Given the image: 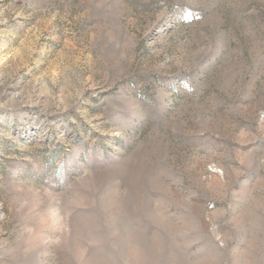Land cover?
Segmentation results:
<instances>
[{"label":"rangeland","instance_id":"obj_1","mask_svg":"<svg viewBox=\"0 0 264 264\" xmlns=\"http://www.w3.org/2000/svg\"><path fill=\"white\" fill-rule=\"evenodd\" d=\"M0 264H264V0H0Z\"/></svg>","mask_w":264,"mask_h":264}]
</instances>
